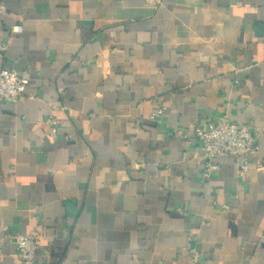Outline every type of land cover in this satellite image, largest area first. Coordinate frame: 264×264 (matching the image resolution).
<instances>
[{"label":"crops","instance_id":"1","mask_svg":"<svg viewBox=\"0 0 264 264\" xmlns=\"http://www.w3.org/2000/svg\"><path fill=\"white\" fill-rule=\"evenodd\" d=\"M0 2V71L33 94L0 97V238L38 233L35 264H264V131L245 179L219 156L203 181L184 137L264 126V0Z\"/></svg>","mask_w":264,"mask_h":264},{"label":"built area","instance_id":"2","mask_svg":"<svg viewBox=\"0 0 264 264\" xmlns=\"http://www.w3.org/2000/svg\"><path fill=\"white\" fill-rule=\"evenodd\" d=\"M147 3H154V0H146ZM0 10H4V5L0 2ZM21 24L14 25L12 31L15 33L23 32ZM6 49V44L2 50ZM29 78L20 74L15 68H6L0 71V97L7 101H18L23 97H32L33 94L26 93L29 84ZM165 107L158 108L151 116V119H157L164 115ZM55 126L53 131H58L57 120H53ZM264 131V126L254 129L246 125H238L224 118L217 123H211L209 127L199 124L190 126L185 132V139L196 138L200 143V149L205 154L204 164L201 172L203 181L210 180L213 172L218 169L216 158L219 156L241 157V168L243 179H245L250 163L248 157L258 152L260 146L258 134ZM260 169L264 171V164H260ZM10 242L15 249L24 255L23 264H35L36 251L41 245V236L36 233H6L5 237L0 238V256L4 251L5 244ZM189 255V264H205L200 259V252L196 247L187 248Z\"/></svg>","mask_w":264,"mask_h":264}]
</instances>
